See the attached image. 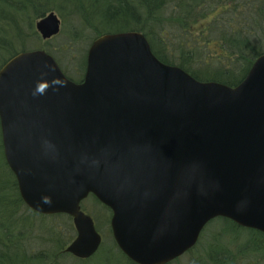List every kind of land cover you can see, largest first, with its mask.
<instances>
[{
	"label": "water",
	"instance_id": "95a60500",
	"mask_svg": "<svg viewBox=\"0 0 264 264\" xmlns=\"http://www.w3.org/2000/svg\"><path fill=\"white\" fill-rule=\"evenodd\" d=\"M54 11L35 23L57 36ZM4 154L33 211L73 218L65 252L92 257L102 236L81 209L93 194L137 264H166L217 217L264 233V53L236 86L201 82L154 54L139 31L98 37L82 82L45 50L0 69Z\"/></svg>",
	"mask_w": 264,
	"mask_h": 264
},
{
	"label": "trees",
	"instance_id": "16d2710c",
	"mask_svg": "<svg viewBox=\"0 0 264 264\" xmlns=\"http://www.w3.org/2000/svg\"><path fill=\"white\" fill-rule=\"evenodd\" d=\"M51 11L62 19V33L72 23L64 44L58 46L43 40L35 28L36 21ZM197 24L201 27L196 30ZM127 31L142 32L159 60L195 79L236 86L264 53V0H0V68L21 52L45 49L67 77L78 82L84 77L93 41ZM65 48L73 54L74 75L64 65V55L59 56ZM90 200L92 209L84 203L82 209L94 218L103 242L93 257L78 259L64 252L76 235L72 218L38 214L21 198L4 155L0 125V264H72L69 259L79 264H135L112 236V211L94 196ZM103 218L105 223L100 225ZM213 222H220L223 229L215 233L211 244L220 246V240L228 238V228L246 230L260 237L253 248L256 256L264 251V234L222 217L208 225ZM233 233L236 244L241 237ZM216 246L202 252L216 264H227L233 256L250 251L231 253L227 245L220 250ZM198 247L189 254L190 262L194 254H201Z\"/></svg>",
	"mask_w": 264,
	"mask_h": 264
},
{
	"label": "rangeland",
	"instance_id": "374dc122",
	"mask_svg": "<svg viewBox=\"0 0 264 264\" xmlns=\"http://www.w3.org/2000/svg\"><path fill=\"white\" fill-rule=\"evenodd\" d=\"M72 27V23L67 25V29L65 30L64 33L60 32L59 35H57L56 37H54L53 39L50 40V43L52 46H58V44H64L66 37L68 35V31L71 29ZM196 30L199 29L201 27L200 24H197L196 26ZM64 55V59H63V63L65 66H68L69 70L71 71V73L74 75V70H73V54L69 51L63 50L62 52H60L59 56ZM92 204L93 202L88 199L85 203V205H87L89 207V209H92ZM98 206V205H97ZM106 217V216H105ZM98 223L101 225H104L105 223V219H101L98 221ZM98 225V226H100ZM223 226L220 224V222H213L209 225H207L205 227V229L203 230V232L201 233L200 239H199V247H198V251L201 252V254H194L193 256V261L190 262L189 260H191V257L189 256V254H187L186 256H182L180 259L174 261L175 264H216L211 260H207V258H204L206 256H203L202 252L204 250H212L216 245L211 244L212 241L214 240V236L215 233L217 232H221L220 229ZM226 232L228 235V238L225 239H221L220 240V246H216V249L220 250V247H223V245H227L229 246L228 252L233 253V251H238L240 249H245L248 248L250 249V251L248 252L247 255H245V253H243L242 255H237V256H233L231 258V260L227 263V264H264V251L261 250L259 251L258 255L256 256V251H253V248L257 247V240L260 239V237L256 234H252L247 232L246 230H233V229H226ZM233 232H237L238 235L241 237V241L237 242L235 244V242H233ZM233 235V236H231ZM235 240V239H234ZM216 243H218V241H216ZM232 246V247H230ZM190 253H193L190 252ZM69 261L72 264H79L80 262L78 260H73V259H69ZM202 261V262H201ZM204 262V263H203Z\"/></svg>",
	"mask_w": 264,
	"mask_h": 264
},
{
	"label": "flooded vegetation",
	"instance_id": "af4514ba",
	"mask_svg": "<svg viewBox=\"0 0 264 264\" xmlns=\"http://www.w3.org/2000/svg\"><path fill=\"white\" fill-rule=\"evenodd\" d=\"M255 232H257V231H255ZM257 233H259V232H257ZM174 262H169V263H166V264H173Z\"/></svg>",
	"mask_w": 264,
	"mask_h": 264
}]
</instances>
